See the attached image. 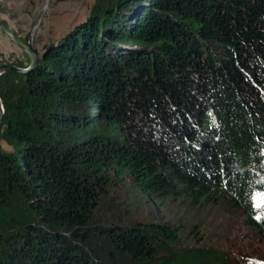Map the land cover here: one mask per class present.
I'll return each mask as SVG.
<instances>
[{
	"label": "trees",
	"instance_id": "1",
	"mask_svg": "<svg viewBox=\"0 0 264 264\" xmlns=\"http://www.w3.org/2000/svg\"><path fill=\"white\" fill-rule=\"evenodd\" d=\"M99 2L0 76V264L238 263L185 246L188 221L122 218L112 192L227 203L264 236V0Z\"/></svg>",
	"mask_w": 264,
	"mask_h": 264
},
{
	"label": "rangeland",
	"instance_id": "2",
	"mask_svg": "<svg viewBox=\"0 0 264 264\" xmlns=\"http://www.w3.org/2000/svg\"><path fill=\"white\" fill-rule=\"evenodd\" d=\"M98 2L99 0H50L47 14L34 37L35 48L42 53L49 39L54 38L57 43L60 42L65 33L70 29L73 31L86 22L92 13H96L98 9L94 6ZM43 7L44 0H0V25L10 28L22 41H27ZM100 19L104 17L100 16ZM0 61L4 65L30 63L27 54L2 32ZM112 194L114 202H120L122 206L120 215L124 219L161 222L175 228H181L188 221L192 233L183 235L185 246H196L197 242H201L203 247L226 253L230 261L238 262L234 264H264V236L245 227L243 214L227 203L190 212L171 201L166 206L129 185L114 188ZM125 202L127 207L123 205ZM99 214L101 218L110 216L107 207ZM196 231L201 241L192 237Z\"/></svg>",
	"mask_w": 264,
	"mask_h": 264
},
{
	"label": "water",
	"instance_id": "3",
	"mask_svg": "<svg viewBox=\"0 0 264 264\" xmlns=\"http://www.w3.org/2000/svg\"><path fill=\"white\" fill-rule=\"evenodd\" d=\"M49 4H50V0H44V7L42 9V11L40 12L37 20L34 23V26L28 36V40L27 41H22L18 35H16V33L14 31H12L10 28L5 27L0 25V32L6 34L7 36H9L12 41L19 47L21 48V50L27 54L29 60H30V64L28 66V68H19L17 66H12V65H3L0 68V76L8 71H15L18 73H22V74H28L30 71L35 70L38 65H39V61L40 59H42L46 53L54 46L56 45V41L54 38L49 39V43L44 46L43 48V52L40 53L34 46V37L36 32L39 29L40 24L42 23L45 15L47 14L48 8H49ZM83 24V23H82ZM71 33V29L70 31H68L67 33H65L64 37H66L67 35H69ZM0 104H2V101L0 99ZM3 106V104H2ZM4 106L2 108H0V130L2 128L3 125V116H4Z\"/></svg>",
	"mask_w": 264,
	"mask_h": 264
},
{
	"label": "snow or ice",
	"instance_id": "4",
	"mask_svg": "<svg viewBox=\"0 0 264 264\" xmlns=\"http://www.w3.org/2000/svg\"><path fill=\"white\" fill-rule=\"evenodd\" d=\"M261 155L264 156V150H261ZM261 163L264 164V160H262ZM250 199H255V200H257V203H256V207H257V208H259V207L261 206L260 203H259V197H251V196H250ZM255 218H256V219H260V215H257Z\"/></svg>",
	"mask_w": 264,
	"mask_h": 264
},
{
	"label": "clouds",
	"instance_id": "5",
	"mask_svg": "<svg viewBox=\"0 0 264 264\" xmlns=\"http://www.w3.org/2000/svg\"><path fill=\"white\" fill-rule=\"evenodd\" d=\"M2 107H3L2 104H0V108H2ZM0 145H3L5 151H9L10 152V151L13 150V149H11L10 146L7 145V142L6 141H0Z\"/></svg>",
	"mask_w": 264,
	"mask_h": 264
}]
</instances>
